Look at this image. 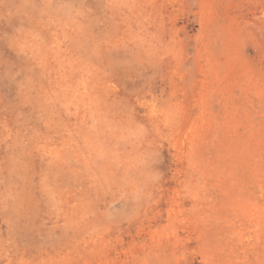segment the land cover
<instances>
[{
    "label": "rangeland",
    "instance_id": "rangeland-1",
    "mask_svg": "<svg viewBox=\"0 0 264 264\" xmlns=\"http://www.w3.org/2000/svg\"><path fill=\"white\" fill-rule=\"evenodd\" d=\"M0 264H264V0H0Z\"/></svg>",
    "mask_w": 264,
    "mask_h": 264
}]
</instances>
